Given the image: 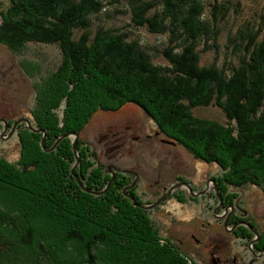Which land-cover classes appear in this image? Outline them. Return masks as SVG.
<instances>
[{
  "label": "trees",
  "instance_id": "obj_1",
  "mask_svg": "<svg viewBox=\"0 0 264 264\" xmlns=\"http://www.w3.org/2000/svg\"><path fill=\"white\" fill-rule=\"evenodd\" d=\"M6 2L0 43L16 54L30 44L57 46L62 61L46 75L22 62L39 78L29 121L47 134L48 151L43 133L24 124L19 160L0 158V264H197L126 199L127 182L107 188L110 177L81 136L97 113L131 104L171 144L219 166L226 192L256 186L264 193V21L229 35L226 66H203L202 55L220 53L222 26L239 4L216 0L208 12L204 0ZM123 7L136 26L166 38L156 53L167 66L129 34L106 26L93 32L96 18ZM208 107L222 110L227 123L195 114ZM73 134L82 154L75 174ZM244 231L241 239H253ZM256 249L264 251V237Z\"/></svg>",
  "mask_w": 264,
  "mask_h": 264
},
{
  "label": "rangeland",
  "instance_id": "obj_2",
  "mask_svg": "<svg viewBox=\"0 0 264 264\" xmlns=\"http://www.w3.org/2000/svg\"><path fill=\"white\" fill-rule=\"evenodd\" d=\"M215 1L204 0L208 12ZM217 1L239 4L240 8L233 11L228 24L222 26L220 53L202 55L203 66L214 63L226 66L233 60L229 35L236 33L247 21L251 24L264 21V0ZM1 3L4 8L8 7L6 0ZM98 26L129 34L143 48L151 50L158 65H168L167 60L156 53L167 46L166 38L136 26L127 7L96 18L94 33ZM61 61L62 52L57 46L30 44L21 54H16L0 43V120L3 119L0 122V158L17 162L21 149L19 130L15 127L19 123L22 127L26 124L31 130L24 120L32 119L36 100L34 86L39 78H32L22 62L32 64L46 75ZM195 114L227 123L226 115L217 107L200 108ZM3 121L9 129L6 130ZM36 130L40 132L35 133L45 135L42 129ZM81 138L91 148L90 155L96 154L110 177L109 184H112L107 188L116 182H127L128 188L123 190L126 199L137 207L141 205L138 201L142 203L140 208L147 212L163 240L176 244L195 263L264 264V251L256 249L264 237V193L261 188H227V193L225 186L222 187L223 172L219 166L196 161L184 147L171 144L157 125L131 104L116 113H97ZM72 140L74 144L76 138ZM44 146L46 149V143ZM74 153L80 165L79 147ZM130 196L138 201H133ZM245 228L253 234V239H241L240 235L250 234L244 231Z\"/></svg>",
  "mask_w": 264,
  "mask_h": 264
},
{
  "label": "water",
  "instance_id": "obj_3",
  "mask_svg": "<svg viewBox=\"0 0 264 264\" xmlns=\"http://www.w3.org/2000/svg\"><path fill=\"white\" fill-rule=\"evenodd\" d=\"M25 122H27V124H29L30 125V128H31V130L32 131H34V132H40V130H36V129H34L32 126H31V124L29 123L30 121H26V120H24ZM3 123L6 125V130L7 129H9V126H8V124H7V122L6 121H3ZM73 137H75L76 138V140H75V142H74V149H75V152L77 153V147H78V143H79V141H80V134H73L72 135ZM67 137H69L68 135L67 136H65L64 138H67ZM46 138H47V135H46V133H45V135H44V139H43V147H44V149H45V143H46ZM172 144H174V143H172ZM46 150V149H45ZM78 157V156H77ZM79 158H78V162H77V164L75 165V168H74V170H73V173L75 174V169L77 168V166H78V164H79ZM109 171H110V169H108ZM108 171V172H109ZM76 178H77V180H78V182L80 183V185H81V187L82 188H84V185H83V183H81L80 182V180H79V178L77 177V176H75ZM111 184H112V182L109 184V187L111 186ZM87 192H89V190H87ZM131 197V196H130ZM131 199L133 200V201H135V199L133 198V197H131ZM135 203V202H134ZM135 205H137V204H135ZM140 207H143V206H140Z\"/></svg>",
  "mask_w": 264,
  "mask_h": 264
},
{
  "label": "flooded vegetation",
  "instance_id": "obj_4",
  "mask_svg": "<svg viewBox=\"0 0 264 264\" xmlns=\"http://www.w3.org/2000/svg\"><path fill=\"white\" fill-rule=\"evenodd\" d=\"M2 120H3V119H1L0 122H1ZM19 121H20V120H19ZM0 124H2V123H0ZM19 124H20V123H19ZM19 124L16 125V124L14 123L13 127H15V125H16L15 129H16V130H19L20 127H21V125H19ZM13 127H12V128H13ZM10 129H11V126H10ZM109 168H110V167H109ZM123 172L126 173L125 171H123ZM123 182H125V181H122V183H123ZM126 188H128V187H126ZM136 200H137V199H136Z\"/></svg>",
  "mask_w": 264,
  "mask_h": 264
},
{
  "label": "bare ground",
  "instance_id": "obj_5",
  "mask_svg": "<svg viewBox=\"0 0 264 264\" xmlns=\"http://www.w3.org/2000/svg\"><path fill=\"white\" fill-rule=\"evenodd\" d=\"M135 200H136V198H134ZM137 201V200H136ZM140 206H142V205H140Z\"/></svg>",
  "mask_w": 264,
  "mask_h": 264
}]
</instances>
